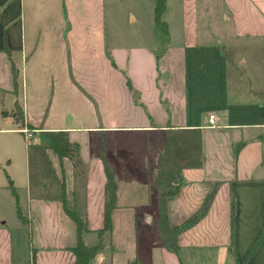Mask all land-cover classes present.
Returning <instances> with one entry per match:
<instances>
[{
  "label": "crops",
  "instance_id": "crops-1",
  "mask_svg": "<svg viewBox=\"0 0 264 264\" xmlns=\"http://www.w3.org/2000/svg\"><path fill=\"white\" fill-rule=\"evenodd\" d=\"M151 1L160 31L120 41L106 0H0V264H77L71 212L85 244L101 245L88 264H264V0H216L217 15L202 0V16L199 0L172 13L167 0L166 31ZM17 102L23 126L2 114ZM168 131L182 163L167 200L178 252L157 224ZM48 132H65L73 154ZM104 158L117 183L110 230Z\"/></svg>",
  "mask_w": 264,
  "mask_h": 264
},
{
  "label": "trees",
  "instance_id": "trees-1",
  "mask_svg": "<svg viewBox=\"0 0 264 264\" xmlns=\"http://www.w3.org/2000/svg\"><path fill=\"white\" fill-rule=\"evenodd\" d=\"M167 0H156L155 6V20L159 27L164 31L167 30L166 23L162 19L163 13L166 9ZM8 54H11V50L6 48ZM21 68L15 66V86L16 93L19 94L21 89ZM4 116L13 117L14 120L21 126L24 124V115L21 104L17 102V105L12 110L4 109L2 111ZM49 144L62 156H71L73 154L72 145L65 132H48ZM178 143V138L175 133L168 131L165 138L162 140V150L158 159V171L157 179L154 183V187L157 193L158 201V229L163 240V244L168 249L178 252V236L182 230L181 226H171L168 221V209L167 200L171 196L177 195L182 187V163L175 159L174 149ZM107 173V201H106V216H105V229L110 230L112 227L111 212L116 206L117 199V183L114 180L113 169L111 164L106 158H104ZM12 187V182H10ZM73 218L77 221L79 227L80 238L75 253L77 256V264H88L91 258H93L100 250L101 245L89 247L82 239V233L86 229L84 220L73 212H71Z\"/></svg>",
  "mask_w": 264,
  "mask_h": 264
},
{
  "label": "rangeland",
  "instance_id": "rangeland-1",
  "mask_svg": "<svg viewBox=\"0 0 264 264\" xmlns=\"http://www.w3.org/2000/svg\"><path fill=\"white\" fill-rule=\"evenodd\" d=\"M213 3L215 4L211 5V10L213 9V13L217 15L220 13L221 6L216 0ZM175 9L176 0H171L170 12H174ZM199 10L200 16H202L205 10L202 0H199ZM131 11L138 14L140 18L138 21H132ZM105 16V23L108 27L109 34L113 33L114 37H117V40L120 41H126L128 36L130 38L135 37L136 40L140 41L145 33L151 32L150 28L160 31L154 28L153 6L148 0H106ZM26 128H28L29 132L33 133L34 130L31 127ZM164 135L165 133L163 132L162 136ZM18 234V232L15 233L17 239L19 237Z\"/></svg>",
  "mask_w": 264,
  "mask_h": 264
},
{
  "label": "built area",
  "instance_id": "built-area-1",
  "mask_svg": "<svg viewBox=\"0 0 264 264\" xmlns=\"http://www.w3.org/2000/svg\"><path fill=\"white\" fill-rule=\"evenodd\" d=\"M214 119H215V115L211 114L210 115V121H211L212 125L215 124V120ZM22 130L24 131V133L27 134L28 138L32 137V132H29L28 128L24 127V128H22Z\"/></svg>",
  "mask_w": 264,
  "mask_h": 264
}]
</instances>
